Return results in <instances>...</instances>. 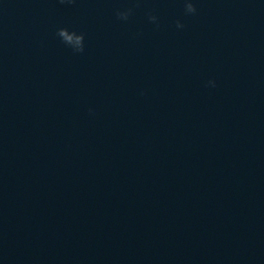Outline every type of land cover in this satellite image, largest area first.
Here are the masks:
<instances>
[{
  "label": "clouds",
  "instance_id": "1",
  "mask_svg": "<svg viewBox=\"0 0 264 264\" xmlns=\"http://www.w3.org/2000/svg\"><path fill=\"white\" fill-rule=\"evenodd\" d=\"M65 2V0H61V3ZM71 2V0H69ZM184 11L185 14H195L197 9L193 0H184ZM132 13V9L126 10H118L116 15L121 20H127ZM150 21L157 22V17L155 15L149 16ZM158 26V25H157ZM178 28H183L184 25L177 21ZM57 36L61 39V41L72 48L74 52L82 53L84 51V35L83 33H77L76 31H70L67 28H60L57 30ZM213 87L215 86V81L208 82Z\"/></svg>",
  "mask_w": 264,
  "mask_h": 264
}]
</instances>
